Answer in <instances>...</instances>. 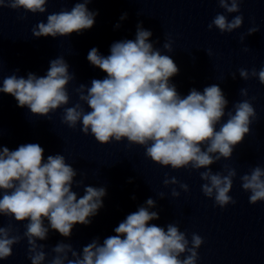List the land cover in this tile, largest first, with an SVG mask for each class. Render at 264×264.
Returning a JSON list of instances; mask_svg holds the SVG:
<instances>
[{
    "label": "clouds",
    "instance_id": "9594fccd",
    "mask_svg": "<svg viewBox=\"0 0 264 264\" xmlns=\"http://www.w3.org/2000/svg\"><path fill=\"white\" fill-rule=\"evenodd\" d=\"M91 2L79 0L70 10L48 14L46 23L40 21L32 28V36L67 37L91 29L98 15L89 11L87 5ZM216 2L231 14L240 12L239 5L244 0ZM48 3L49 0H0V9L22 8L43 14ZM126 16V13L122 15L121 20ZM243 22V15L229 20L218 13L208 29L215 27L221 33H232L241 28ZM257 31L258 27L249 28L246 36ZM151 36L152 32L138 23L135 39L114 42L109 55L103 56L97 48H92L87 60L107 75L93 79L90 87L80 84L75 89L83 104L77 102L64 108L62 123L72 129L81 123V131L85 135L90 133L102 145L126 139L129 145L144 146L145 156L161 166L174 170L206 169L200 172L201 180L205 181L201 185L203 194L214 198L221 208L235 204L229 193L237 176L236 169L225 165L224 172L214 173L210 165L222 158L230 159L234 149L250 134V125L257 118L251 100L236 102L232 106L234 112H226L229 102L217 84L206 86L203 92L193 88L181 97L170 83L179 68L169 55L154 48L149 42ZM244 39L242 36L241 42ZM163 49L173 51L170 39L163 44ZM244 50L250 49L245 47ZM207 54L210 56L211 50ZM2 71L0 57V73ZM239 76L245 81L258 78L264 85V67L259 71L241 68ZM232 78H236L235 73ZM74 79L68 63L60 56L50 61L44 76L29 72L27 78L15 74L3 78L0 93L12 95L19 107H27L33 115L48 117L69 103L67 88ZM240 95L247 97L248 89L241 88ZM85 104L90 111L85 110ZM225 115L227 120L222 122ZM76 175L77 171L66 163L64 155H49L45 161L44 148L38 143L22 144L15 150L0 146V215L13 217L17 222L28 221L23 236L13 235L11 224L0 226V260L9 258L13 246L26 238L31 264H43L45 245L37 241L47 239L49 228L70 237L75 224L91 222L89 218L103 206L106 189L86 186L84 195L78 198L72 190ZM240 180L242 189L250 193L251 204L264 201V167L251 168ZM75 183L80 187L83 180ZM163 183L165 186L179 184L184 192L189 191V186L176 177H166ZM171 194L179 197L180 192L173 188ZM160 198H164L163 193ZM145 203L146 206L128 214L114 228L115 235L108 236L103 243L94 239L82 252L74 250L71 244L58 243L52 249L56 255L50 264H197V250L204 243L203 238L193 233L189 246L186 233L176 224L169 223L166 230L150 224L159 219V213L149 210L156 206L155 200L148 198Z\"/></svg>",
    "mask_w": 264,
    "mask_h": 264
}]
</instances>
